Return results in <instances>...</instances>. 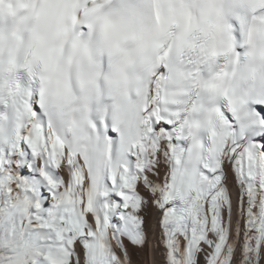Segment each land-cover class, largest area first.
<instances>
[{"label":"clouds","instance_id":"1","mask_svg":"<svg viewBox=\"0 0 264 264\" xmlns=\"http://www.w3.org/2000/svg\"><path fill=\"white\" fill-rule=\"evenodd\" d=\"M34 93L50 135L105 164L104 126L132 143L154 114L179 113L181 147L203 152L226 104L247 141L264 133V0H0V147Z\"/></svg>","mask_w":264,"mask_h":264},{"label":"snow or ice","instance_id":"2","mask_svg":"<svg viewBox=\"0 0 264 264\" xmlns=\"http://www.w3.org/2000/svg\"><path fill=\"white\" fill-rule=\"evenodd\" d=\"M151 121L147 133L128 144L126 157L117 163L111 162L106 140L105 164L103 149H95L90 158L66 148L32 109L22 124L18 115L14 137L0 147V264H126L121 238L144 244L146 221L139 213L150 207L162 213L168 264H196L202 244L212 249L206 264H231L234 244L228 243L222 217L223 209L229 218L232 212L225 173L229 165L245 218L242 264L258 260L264 246V143L245 141L242 125L237 129L222 121L223 130L214 131L211 144L198 152L173 143L191 138L179 113L154 114ZM21 167L34 175H20ZM140 184L150 193L147 201ZM42 189L50 194L48 206ZM209 233L216 239H209ZM113 242L124 250V259ZM76 245L83 250V261Z\"/></svg>","mask_w":264,"mask_h":264},{"label":"bare ground","instance_id":"3","mask_svg":"<svg viewBox=\"0 0 264 264\" xmlns=\"http://www.w3.org/2000/svg\"><path fill=\"white\" fill-rule=\"evenodd\" d=\"M21 147L24 148L26 146L22 145ZM26 158H30V154L26 153ZM159 168L162 176L165 165L161 163L159 165ZM22 170L25 171L23 174H20L22 176L28 177V175H34V173H31L27 167H21L20 169H18L19 172H22ZM225 173L227 177L226 186L228 188L229 196L232 201V212L231 217L229 218L227 208L222 210L223 223L229 229L228 243L234 244V251L232 255L231 264H242L245 218L240 215L241 209L239 205V185L234 179V174L231 170L230 165L226 167ZM152 179L153 181H157L158 177L152 176ZM138 190L140 194L144 196L146 201L149 200L150 193L146 191L142 184L138 186ZM43 191L44 196L42 198L46 202L45 206H48L50 204V194L47 192V189H43ZM112 199L119 202L120 198L113 194ZM246 207L247 205L245 201V209ZM254 211H258V208L254 209ZM139 215H141L142 218H144L146 221V223L142 225L145 233V242L143 245H136L133 244L126 237L121 238L125 246V250L127 251L126 264H168V249L165 245L164 230L159 223L162 213L158 209L150 207L147 213L142 208ZM237 225H239L238 236ZM209 239L215 240L216 237L214 236V234L209 233ZM180 244L181 247H183V238H180ZM113 248L116 254L122 259H124V250L117 247L114 242ZM201 249L202 250L196 256V264H206V256L212 251V249L205 244L201 245ZM76 252L80 255L81 261H83V250L80 245H76ZM252 264H264V246H262L260 249L258 260L253 257Z\"/></svg>","mask_w":264,"mask_h":264}]
</instances>
